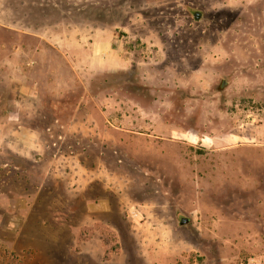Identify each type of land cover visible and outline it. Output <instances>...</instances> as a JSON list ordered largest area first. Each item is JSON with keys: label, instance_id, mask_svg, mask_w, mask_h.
I'll return each mask as SVG.
<instances>
[{"label": "rangeland", "instance_id": "rangeland-1", "mask_svg": "<svg viewBox=\"0 0 264 264\" xmlns=\"http://www.w3.org/2000/svg\"><path fill=\"white\" fill-rule=\"evenodd\" d=\"M0 264H264V0H0Z\"/></svg>", "mask_w": 264, "mask_h": 264}]
</instances>
